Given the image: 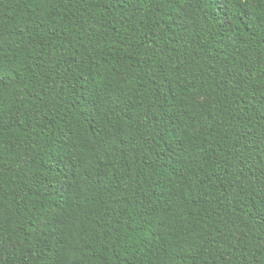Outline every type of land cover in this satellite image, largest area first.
Here are the masks:
<instances>
[{
    "label": "trees",
    "instance_id": "16d2710c",
    "mask_svg": "<svg viewBox=\"0 0 264 264\" xmlns=\"http://www.w3.org/2000/svg\"><path fill=\"white\" fill-rule=\"evenodd\" d=\"M0 264H264V0H0Z\"/></svg>",
    "mask_w": 264,
    "mask_h": 264
}]
</instances>
